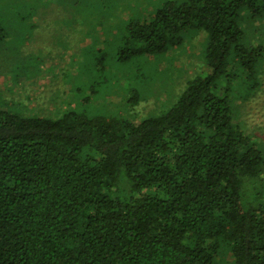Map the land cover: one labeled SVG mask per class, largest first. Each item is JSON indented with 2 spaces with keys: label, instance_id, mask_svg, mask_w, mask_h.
<instances>
[{
  "label": "trees",
  "instance_id": "obj_1",
  "mask_svg": "<svg viewBox=\"0 0 264 264\" xmlns=\"http://www.w3.org/2000/svg\"><path fill=\"white\" fill-rule=\"evenodd\" d=\"M131 1L146 0H0V49L33 16L83 20L59 72L15 62L13 78L51 75L55 111L0 95V264H264V139L242 123L264 100V0H147L121 18ZM201 32V71L142 114ZM115 87L125 101L106 100Z\"/></svg>",
  "mask_w": 264,
  "mask_h": 264
},
{
  "label": "rangeland",
  "instance_id": "obj_2",
  "mask_svg": "<svg viewBox=\"0 0 264 264\" xmlns=\"http://www.w3.org/2000/svg\"><path fill=\"white\" fill-rule=\"evenodd\" d=\"M135 2H129L130 5L134 6L133 11L130 6L127 7L126 4L124 5L125 8L120 11H116V13L120 14V17L123 18L129 15V13L133 14L135 10H139L138 14H144L147 13V11L152 10L153 8L152 5L148 4L147 0L145 2H137L134 5L133 3ZM67 6L69 7L70 4L68 3L67 5H61L60 7H65V12L67 13ZM107 9L110 10L108 7ZM78 15L81 16V14ZM65 16L66 15H64V18ZM35 20L36 19L33 16L29 18L27 22H22L23 24L19 22L14 23L10 34L11 40L7 41L6 44L0 49V72H3L2 74L0 73V95H2L8 102H10L9 99L17 100L19 106L21 108H25L26 112L30 110V112L34 113V110H42L41 107H43L45 111L47 109L48 112H52L57 109V106L49 99V93L51 91V88L53 93H59V86L55 85L51 86L50 88L47 83L51 75H45V73L40 77L38 75V78L33 76L32 79L28 80H26L25 78L20 80L22 78L21 76L19 78H13V75L19 74L18 71L22 72L25 65L19 63L17 66H15V62L17 61L16 59L21 60L22 56L25 55H28V57L34 59V53L39 55L41 54V56L45 57L46 61V63L43 64V72L45 71V68L48 69V67H50L48 69L50 74L59 72V70L65 66L67 61L70 60L69 57H71L72 54H69V52H71L72 49L75 51V53L78 52L79 54L80 52L79 48H77L76 50V47L80 43H76L74 45L73 42L75 39L73 40V38H75V32L78 31L79 33V30H77V25L82 23L83 20L79 18L74 25V29L70 25L71 22L69 21V17L67 19H64L67 22L63 21L62 19L61 21L59 20V22L56 17H52L47 23H45L44 21L39 25ZM256 24L260 27V31H262L261 35L264 36V20L258 21L256 22ZM84 28H86V31L87 29H89V27L87 26ZM98 35L99 38H103L102 31H99ZM204 39L205 34L202 32L198 33L192 38H189L179 48L168 54L167 59L169 60L163 63V68L166 67L168 69H166L167 72L172 76H165L163 78L162 81L163 83L165 81V86H162V89H160V92L158 93L159 96L154 94L140 104L139 108L142 114L147 113L157 105H159V107H162L161 105L163 104L165 105L172 101H175L178 95L183 91L184 86L186 85V81L192 77H195L201 71V69L203 68V58L201 53ZM86 40L87 39H85L84 37L81 43ZM87 41L90 43L91 39H88ZM255 42L258 41L256 40ZM51 46L52 50L54 51L53 55H44L43 52L39 51H42V49L46 50ZM84 52H86V50L82 49V54L80 56H84ZM11 62L15 66L14 69ZM17 67L20 68V70H17ZM2 68L5 72L2 70ZM8 68H10L9 72L6 71L9 70ZM32 73L34 74V72ZM10 78L12 79V81L10 80ZM34 78L36 80H34ZM34 81L37 82L34 83ZM73 83L76 82L73 81ZM76 84H74L73 86H75ZM154 86L155 85H153L155 91L160 88L158 85H156L155 87ZM68 87L69 85H66L65 89H68ZM121 91L122 90L119 87L113 88L112 92L106 95V100L108 102L125 101V94L122 95ZM40 92L42 93L41 95H39ZM67 94L70 97V101L68 100L65 103H59L58 105L60 108H68L69 106H74L76 104L77 99H75L72 92L68 91ZM101 103L102 102L100 100L94 101L95 106L108 104ZM242 114V117L244 118L242 121V123L244 124V128L249 132H257L258 134H260V137L264 139V100L258 102L257 104H254V108L252 109H244ZM228 258V256H225L221 264H230Z\"/></svg>",
  "mask_w": 264,
  "mask_h": 264
}]
</instances>
